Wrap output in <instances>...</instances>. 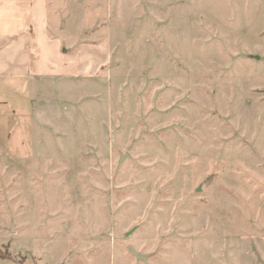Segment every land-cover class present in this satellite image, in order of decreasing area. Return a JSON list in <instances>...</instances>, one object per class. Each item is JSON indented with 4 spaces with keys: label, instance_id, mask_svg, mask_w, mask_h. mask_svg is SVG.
Here are the masks:
<instances>
[{
    "label": "rangeland",
    "instance_id": "obj_1",
    "mask_svg": "<svg viewBox=\"0 0 264 264\" xmlns=\"http://www.w3.org/2000/svg\"><path fill=\"white\" fill-rule=\"evenodd\" d=\"M25 31L0 264H264V0H34Z\"/></svg>",
    "mask_w": 264,
    "mask_h": 264
},
{
    "label": "crops",
    "instance_id": "obj_2",
    "mask_svg": "<svg viewBox=\"0 0 264 264\" xmlns=\"http://www.w3.org/2000/svg\"><path fill=\"white\" fill-rule=\"evenodd\" d=\"M33 2L0 0V121L19 105L30 102L46 75L44 65L51 63L50 58L36 53L37 46L25 31L31 21ZM44 99L35 95L37 101Z\"/></svg>",
    "mask_w": 264,
    "mask_h": 264
},
{
    "label": "water",
    "instance_id": "obj_3",
    "mask_svg": "<svg viewBox=\"0 0 264 264\" xmlns=\"http://www.w3.org/2000/svg\"><path fill=\"white\" fill-rule=\"evenodd\" d=\"M44 101H47L46 99H44ZM129 251L137 258V259H141L144 260L146 255H140L139 253L135 252L134 250H132V248H129Z\"/></svg>",
    "mask_w": 264,
    "mask_h": 264
}]
</instances>
